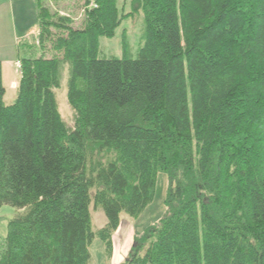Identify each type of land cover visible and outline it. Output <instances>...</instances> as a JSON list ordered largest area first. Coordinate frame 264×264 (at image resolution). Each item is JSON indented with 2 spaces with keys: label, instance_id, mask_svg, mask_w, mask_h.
Instances as JSON below:
<instances>
[{
  "label": "trees",
  "instance_id": "16d2710c",
  "mask_svg": "<svg viewBox=\"0 0 264 264\" xmlns=\"http://www.w3.org/2000/svg\"><path fill=\"white\" fill-rule=\"evenodd\" d=\"M35 1L11 105L0 64V207L25 211L0 264H88L96 238L109 253L160 174L165 213L123 264H264V0H132L134 59L97 56L118 0H84L78 18ZM64 65L72 130L54 95Z\"/></svg>",
  "mask_w": 264,
  "mask_h": 264
},
{
  "label": "rangeland",
  "instance_id": "374dc122",
  "mask_svg": "<svg viewBox=\"0 0 264 264\" xmlns=\"http://www.w3.org/2000/svg\"><path fill=\"white\" fill-rule=\"evenodd\" d=\"M14 1L12 13L17 38L12 41L10 36V39L6 41V37L3 36L0 42L1 85L5 91L3 101L6 105H11L16 98L15 86L20 79L17 63L20 58H23L25 54L27 55L21 49V45L23 42L31 43L37 33L35 0H12V4ZM45 1L48 4V1ZM131 1L118 0L117 10L121 18L120 25L112 37L98 39V58L121 59L128 57L134 59L136 57L137 51L143 43L144 24L142 12H133ZM49 3L52 9L59 8L64 13H69L72 17L78 18V8L83 6L84 0H50ZM127 14L130 15L122 18V15ZM9 15L10 13L7 12V21L11 27ZM76 23H79V20ZM67 81L68 66L64 65L60 74V86L54 90V95L63 122L68 130H72L74 127L73 114L66 104ZM167 185L168 181L165 175H158L152 203L135 219L124 213L120 215L118 228L112 234V246L109 253L98 238L94 239L88 248L90 255L88 264H123L133 249L144 248L148 242V236L152 233V227L157 225L165 213L163 200ZM24 212V210H15L9 206L0 207V243L6 236L8 222ZM90 216L93 232L104 227L106 220L100 209L94 210L91 205Z\"/></svg>",
  "mask_w": 264,
  "mask_h": 264
},
{
  "label": "crops",
  "instance_id": "0c3cea01",
  "mask_svg": "<svg viewBox=\"0 0 264 264\" xmlns=\"http://www.w3.org/2000/svg\"><path fill=\"white\" fill-rule=\"evenodd\" d=\"M14 3L12 4V0H8V2H5V0H0V42L2 41V37L5 36L6 37V41L7 39H11L16 40L17 38V34H16V30H15V21L13 18V7H14ZM35 7H36V1H35ZM7 12L10 13L9 17H10V25L11 27H9L8 21H7V17L6 14ZM3 31V34H1V32ZM25 37V36H24ZM37 39V33L35 38L33 39L34 42H36ZM24 43V42H23Z\"/></svg>",
  "mask_w": 264,
  "mask_h": 264
},
{
  "label": "built area",
  "instance_id": "2783aa9c",
  "mask_svg": "<svg viewBox=\"0 0 264 264\" xmlns=\"http://www.w3.org/2000/svg\"><path fill=\"white\" fill-rule=\"evenodd\" d=\"M17 68H19V66L17 65Z\"/></svg>",
  "mask_w": 264,
  "mask_h": 264
}]
</instances>
